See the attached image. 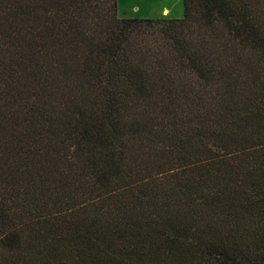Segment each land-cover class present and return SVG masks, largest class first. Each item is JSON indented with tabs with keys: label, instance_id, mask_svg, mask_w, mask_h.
<instances>
[{
	"label": "trees",
	"instance_id": "trees-1",
	"mask_svg": "<svg viewBox=\"0 0 264 264\" xmlns=\"http://www.w3.org/2000/svg\"><path fill=\"white\" fill-rule=\"evenodd\" d=\"M0 0V264H264V0Z\"/></svg>",
	"mask_w": 264,
	"mask_h": 264
},
{
	"label": "rangeland",
	"instance_id": "rangeland-1",
	"mask_svg": "<svg viewBox=\"0 0 264 264\" xmlns=\"http://www.w3.org/2000/svg\"><path fill=\"white\" fill-rule=\"evenodd\" d=\"M182 12V0H117L119 17H180Z\"/></svg>",
	"mask_w": 264,
	"mask_h": 264
},
{
	"label": "bare ground",
	"instance_id": "bare-ground-1",
	"mask_svg": "<svg viewBox=\"0 0 264 264\" xmlns=\"http://www.w3.org/2000/svg\"><path fill=\"white\" fill-rule=\"evenodd\" d=\"M164 11H167V10H164Z\"/></svg>",
	"mask_w": 264,
	"mask_h": 264
}]
</instances>
